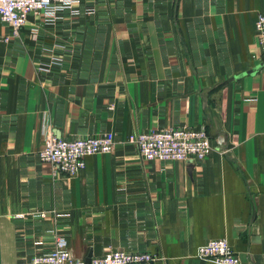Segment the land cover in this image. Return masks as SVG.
Here are the masks:
<instances>
[{"label":"crops","instance_id":"obj_1","mask_svg":"<svg viewBox=\"0 0 264 264\" xmlns=\"http://www.w3.org/2000/svg\"><path fill=\"white\" fill-rule=\"evenodd\" d=\"M74 7L54 24L30 16L19 37L0 20V264L50 252L55 234L85 260L125 250L216 264L197 250L227 239L242 264H264V0ZM184 126L211 137L200 164L147 162L128 142ZM51 131L113 132L115 150L64 176L37 157Z\"/></svg>","mask_w":264,"mask_h":264},{"label":"built area","instance_id":"obj_2","mask_svg":"<svg viewBox=\"0 0 264 264\" xmlns=\"http://www.w3.org/2000/svg\"><path fill=\"white\" fill-rule=\"evenodd\" d=\"M78 0H0V20L12 29V37H19L30 16H40L43 22L54 24L68 14L79 16L81 9L74 5ZM88 14L95 8L87 7ZM255 31L259 43L264 46V13L255 18ZM38 33V29H34ZM9 38H6L8 41ZM42 70H49L42 67ZM254 100V99H252ZM128 142L136 147L142 158L158 162L202 163L213 151L211 137L205 127H171L151 132L130 134ZM115 135L106 132L97 136L67 139L49 132L43 148L37 157L41 163L50 164L57 173L75 176L86 168L88 158L112 154L115 150ZM41 218L46 213L38 212ZM67 217L68 215H61ZM57 215V217H61ZM196 256L216 264H242L241 257L232 249L227 239L210 240L200 246ZM160 257L148 252L108 251L103 256L93 257L90 264H154ZM19 264H88L85 259L76 258L68 249L64 235H54V248L47 253H38Z\"/></svg>","mask_w":264,"mask_h":264},{"label":"water","instance_id":"obj_3","mask_svg":"<svg viewBox=\"0 0 264 264\" xmlns=\"http://www.w3.org/2000/svg\"><path fill=\"white\" fill-rule=\"evenodd\" d=\"M91 259H92V254L90 253L89 256L86 258V262L88 264H90L91 263Z\"/></svg>","mask_w":264,"mask_h":264},{"label":"rangeland","instance_id":"obj_4","mask_svg":"<svg viewBox=\"0 0 264 264\" xmlns=\"http://www.w3.org/2000/svg\"><path fill=\"white\" fill-rule=\"evenodd\" d=\"M21 33V32H20ZM133 134V133H132ZM116 146V145H115Z\"/></svg>","mask_w":264,"mask_h":264}]
</instances>
